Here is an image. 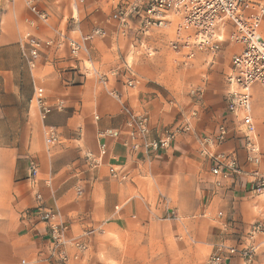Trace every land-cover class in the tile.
<instances>
[{
    "label": "crops",
    "instance_id": "crops-1",
    "mask_svg": "<svg viewBox=\"0 0 264 264\" xmlns=\"http://www.w3.org/2000/svg\"><path fill=\"white\" fill-rule=\"evenodd\" d=\"M119 1L0 0V264H63L42 218L48 209L69 225L67 239L87 245L82 253L64 246L66 264H209L219 245L257 247L252 264H263L264 232L254 240L249 233L253 224H264V194L254 192V173L264 175V89L254 87L252 97L260 165L247 161L243 133L232 123L230 139L215 150L235 154L240 172L215 175L202 140L215 135L225 117V79L239 48L209 59L212 69L218 58L226 62L222 86L212 90L207 79L213 72L205 70L196 84L205 86L200 102L187 96L174 102L159 57L171 30L147 39L133 27L122 35L110 19ZM97 29L104 35L93 36ZM27 31L53 41L34 69L19 44ZM64 36L78 42L93 36L89 53L75 57ZM38 88L55 107L46 120L32 102ZM130 113L149 116L152 139L187 122L192 132L148 161L132 149ZM48 126L59 137L53 147L46 143ZM107 131L116 136L100 137ZM88 152L97 167L86 162ZM224 255L225 264H249L239 253Z\"/></svg>",
    "mask_w": 264,
    "mask_h": 264
},
{
    "label": "built area",
    "instance_id": "built-area-1",
    "mask_svg": "<svg viewBox=\"0 0 264 264\" xmlns=\"http://www.w3.org/2000/svg\"><path fill=\"white\" fill-rule=\"evenodd\" d=\"M74 1L76 5L85 2V0ZM31 9L43 21L48 20L47 16L39 12L35 6H31ZM110 19L119 23L121 34L124 36L133 27H137V36L141 35L147 39L171 30L172 35L164 45L172 53L176 67L193 66L199 54L215 58L226 44L239 48L232 57V66L225 79L227 88L224 98L225 117L215 135L207 136L202 140V154L213 163L212 171L215 175L239 173V161L235 154L215 150L230 139V124L235 123L239 131L243 133L247 161L255 167L260 165L262 151L252 116V97L254 87L259 86L264 89V36L261 33L264 23V0H120L115 5ZM102 35L104 31L101 29H97L93 34V36ZM93 36L84 37L82 42L65 36L64 38L68 40L72 54L78 57L81 52L89 53L86 43ZM19 44L23 58L29 67L34 69L43 49L52 46L53 41L40 39L31 31H27ZM135 82H137L136 79L131 80L128 85L132 87ZM204 87V84H200L189 88L190 96L197 100V103L202 98ZM32 102L39 108L42 120H46L55 109L43 96V90L40 88L35 91ZM57 108L62 109L63 103L60 102ZM197 114V110L193 111L191 118H195ZM129 126L133 151H142L148 161H152L160 151L169 149L178 135L192 132V126L190 122H187L172 129H166L160 138L152 139L150 119L145 114L130 113ZM108 135L116 136V133L108 131L100 133V137ZM45 136L48 147L59 143L54 127H46ZM209 149L212 151L209 152ZM101 152L105 154V144L101 145ZM85 160L91 168L99 165V160L92 153L88 152ZM31 171L35 178L38 167L32 164ZM110 171L113 176L118 177L115 168L112 167ZM254 174L257 178L254 192L263 195L264 175L258 170ZM122 178L126 177L122 176ZM78 194H82L81 189H78ZM36 197L42 202L40 193ZM42 218L50 225L53 243L62 249L59 260L63 264L69 261L64 246H70L78 253L87 250V245L82 241L66 238L65 233L69 225L61 220L58 210H45ZM263 232V223L253 224L249 233L250 240H254ZM257 250V247L238 250L235 247L219 245L215 253L209 257L208 262L209 264H225L224 252L228 251L230 254L239 253L249 264H252Z\"/></svg>",
    "mask_w": 264,
    "mask_h": 264
},
{
    "label": "rangeland",
    "instance_id": "rangeland-1",
    "mask_svg": "<svg viewBox=\"0 0 264 264\" xmlns=\"http://www.w3.org/2000/svg\"><path fill=\"white\" fill-rule=\"evenodd\" d=\"M227 47L228 48L230 47L228 51L232 53V48L234 46L226 44L223 47L220 55L224 52L226 56H229V57L231 56L227 53L228 52ZM160 52L161 53L159 57H160L161 69L163 70V78L167 81V83H169L168 85H170V89L165 88L168 94L167 96L169 100L176 102L178 100H181L183 96H187V97H190L192 100H195L190 96L188 91L191 86H193L194 84L196 85L204 78V75H203L204 73L202 72H204L205 70H208V73H212V72L214 73V74L212 73V77L210 79L209 78L207 79V82L212 90L218 89L220 86H222V83H224V77L220 76L226 70V62L223 61L224 59L223 57L218 58V60L220 61L218 65L216 66V68L214 69L211 68L212 63H210L209 61V59H212V57L206 54L198 55V58L195 61V63L199 62V60L202 61V59L204 58L206 59V61L202 62L199 66H197V64L194 63L192 67L181 68V67H176L174 65L173 55L172 53H170L168 49H165L164 47V49ZM207 63H209V66L207 65ZM204 99H205V96H204ZM197 102L198 101H196L195 103ZM213 104H215L214 101H213Z\"/></svg>",
    "mask_w": 264,
    "mask_h": 264
}]
</instances>
